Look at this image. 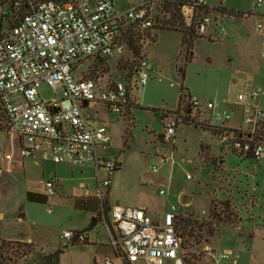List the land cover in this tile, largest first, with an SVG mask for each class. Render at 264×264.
<instances>
[{
    "label": "built area",
    "instance_id": "2783aa9c",
    "mask_svg": "<svg viewBox=\"0 0 264 264\" xmlns=\"http://www.w3.org/2000/svg\"><path fill=\"white\" fill-rule=\"evenodd\" d=\"M121 1L0 0V108L5 122L0 133L6 134L0 191L5 176L21 173L26 159L88 165L97 172L104 169L107 178H98L97 182L99 217L112 231L110 245L121 264H238L239 257L229 250H216L210 245L196 252L185 248L180 233L185 216L175 205L162 214H151L138 207H107L103 201L118 165L100 155V148L112 145L111 137L106 127L91 124L84 109L102 104L129 122L138 104L132 95L133 80L97 79L79 71V67L92 58L131 61L136 63L135 87H145L156 68L144 47L156 38L158 29L169 27L168 7L175 4L183 31L207 40L212 39L215 27L220 36L227 33L224 15L205 0H129L126 9L120 11L117 6ZM256 31L264 35V17ZM43 85L55 94L61 90L63 98L43 100ZM262 94L261 89H252L238 96V101L245 104L242 127L229 128L231 113L182 87L177 109L164 113L168 123L160 136L163 152L159 155L164 162L174 163L172 148L178 130L188 127L211 134L222 151L251 160L257 167L264 159V108L258 104ZM158 172L159 168L153 167V173ZM187 179L192 177L188 175ZM55 183V178L45 183L48 196L56 194ZM255 190L248 189L243 195L248 208L255 206ZM159 194L164 197L167 191L160 190ZM61 239L84 245L89 233L66 230ZM105 264L114 262L107 258Z\"/></svg>",
    "mask_w": 264,
    "mask_h": 264
},
{
    "label": "rangeland",
    "instance_id": "374dc122",
    "mask_svg": "<svg viewBox=\"0 0 264 264\" xmlns=\"http://www.w3.org/2000/svg\"><path fill=\"white\" fill-rule=\"evenodd\" d=\"M205 1L213 7L226 5L236 13L262 14L256 21L247 18L250 19L247 29L252 42H212L193 35L190 45L182 47L181 34L174 30L158 32L156 38L144 47L145 55L156 68V74L151 75L145 87H135L136 64L131 61L92 58L79 67V71L89 72L97 79L134 82L132 95L138 107L132 110V121L110 113L102 104H90L88 109L91 124L106 127L111 137L112 145L101 150V154L121 164L112 174L108 203L126 207L142 204L148 210L158 212H165L175 205L185 216L180 233L183 246L191 252L210 245L216 250L233 252L239 257V264H264V163L255 167L253 161L246 162L229 150L222 151L211 134L186 127L178 130L176 145L172 148L174 163L164 162L159 155L162 151L160 136L168 123L164 113L177 109L182 87L202 101L220 104L232 114L230 107H224L218 100H236L243 83L250 84L248 91L260 85V79L248 78L257 77L264 69L261 56L264 45L256 31L258 21L264 17V0L260 5L259 0ZM191 50L193 58L187 59ZM235 68L241 70L238 84H234L235 79L231 78ZM41 98L60 100L63 93L58 90L55 94L52 88L43 85ZM2 117L0 110V127L3 128ZM5 143L6 134L0 133V152ZM166 150L169 154V148ZM219 159L225 161L220 174L229 178L216 176L220 169ZM24 165L25 176L24 173L18 174L15 180L2 185L0 238L23 237L32 240L33 245L0 240V260L4 264H105L109 258L115 264H121L112 251L101 255L96 263L94 256L98 250L95 245H78L63 252L60 236L75 227L70 214L84 216L83 213L88 212L80 207L72 210L64 194L71 193L78 185V182L70 181L72 177L89 178L95 175L94 170L60 166L57 176L63 180L64 194L52 196L44 202H31L25 193L24 178L37 187L45 177L43 169L33 159H26ZM153 167H158L159 172L153 173ZM188 175L192 179H187ZM86 181L92 188V181ZM253 187L258 188L259 205L248 208V200L243 195ZM160 190L167 191V195L160 196ZM186 190L192 193L193 205L183 209L178 198ZM230 203H236L238 210ZM48 208L53 212L49 213ZM222 208L225 209L221 211ZM20 214L25 215L24 223L19 222ZM239 215L241 221L237 225L219 226L221 222L235 224V217ZM93 230V235L100 234V239L111 241L106 225L99 222ZM29 249L31 253L25 257L24 253Z\"/></svg>",
    "mask_w": 264,
    "mask_h": 264
},
{
    "label": "crops",
    "instance_id": "0c3cea01",
    "mask_svg": "<svg viewBox=\"0 0 264 264\" xmlns=\"http://www.w3.org/2000/svg\"><path fill=\"white\" fill-rule=\"evenodd\" d=\"M120 3H124V4L120 6ZM120 3L118 4L117 8H118V10L123 11L124 9H126L128 4H130V1L124 0V1H121ZM222 3H223V1H221V4ZM210 7L218 9L219 12L222 13V15H224L223 16V23L226 26L227 33L225 36H220L218 34V27H215L213 30H211L212 39L209 41L215 42L217 40H223V41H227L229 44H231L233 42H239L240 40H244L243 42H245L247 44H250L252 42V41H250L251 36H250V33L247 29L248 20H250V19H247V18H251V19L256 21V19H259V17L263 16L262 14L250 13L249 15H247V14L243 13L244 14L243 17H238V16H235V14H231L230 11H232V10H230V8L226 5L225 6L224 5L219 6L218 4H216V7H213V6H210ZM259 36L262 39V44L264 45V35H259ZM263 52H264V50H263ZM263 52L261 54L262 58H264ZM262 72L257 74V77H254V78L250 77L248 79H260V85L258 88H255V89H261L263 92L258 104L260 105V107L264 108V69H262ZM240 74H241V70H239L238 68L237 69L235 68L233 70V75L231 78L235 79L233 81L234 84L239 83ZM249 87H250L249 83H245V84L243 83V85H242V89H245V90H247ZM242 89H241V91H242ZM241 91L238 94V96L242 93L248 92V90L246 92H241ZM219 101L224 107H227V108L230 107V111L232 112V115H233L232 120L227 123V127H229V128H241L242 127L241 118H242V115L244 113L245 104L239 102L238 99L234 100L233 102H230V101L225 100V99L218 100V102ZM208 102H210V101H208ZM88 109H89V106L85 107V109H84L87 114H89ZM239 115H241V116L239 117ZM89 116H90V114H89ZM186 128H188V127H186ZM103 149L104 148H100L99 153L101 156L105 157V155L101 154V150H103ZM3 152H4V149H3V151L0 152V162H1V157L3 155ZM161 153H162V151L160 152V154ZM249 161H251V160H246V162H249ZM33 162L34 163L36 162V164L39 165L43 169L42 174L44 175L45 180L40 181L39 185L36 187L35 185L32 184L31 181L24 178L25 179L24 185L26 188V190H25L26 196H28V194H33L35 196L40 197L43 201H47L52 196L47 195L45 183L48 180H50L51 178L56 179V183H55L56 194L55 195L64 194V191H66V188L63 187L64 186L63 180L57 176V172L60 170V168H59L60 166H68V165H55L49 161H40V160H36V159H33ZM261 162L264 163V159L262 161H260V163ZM224 163H225V161L223 159H219L218 164L220 166V169L216 173V176L220 175V178H229V177H225L226 175L222 176L219 172V171L223 170ZM117 165H118V168L121 166V164H118V163H117ZM69 167H71V168L72 167H84L85 169L90 168V169L94 170V172H95V175H93L89 178H86L83 176L79 177V178L72 177L70 179V181L78 182V185L76 188H74V190L71 193L64 194V195L66 196L67 200L70 201L72 210H76L78 207H80L82 209H87L88 212L83 213L84 216H80V215L76 216V215L70 214L72 221L74 222V225H75V227L71 230L87 231L89 233L88 243H86L82 246H86V245H95L96 246L95 247L96 251L97 250L98 251L96 252V254L94 256V261L96 263H98L101 255L107 254L110 251H112V253H114L113 249L110 245L111 241L106 242L104 239H100V234L93 235L94 230L91 231V229L98 227L99 222H101V224L103 226H105V224L101 221V219L99 217V213H98V211H99L98 207L101 205V203H100L99 199L97 198V182H98V178L100 180L106 179L107 173L105 172L104 169H100L97 172L95 168L88 166V165L69 166ZM257 167H258V165H257ZM48 170H51V172L49 173ZM24 172H25V165H24V170L18 174H22ZM18 174L6 175L2 185H4L8 181L15 180V178ZM24 176H25V173H24ZM214 176H215V174H214ZM86 180L92 181V185H91L92 188H90V184L87 183ZM111 184H112V179H111ZM111 184H110V187L108 189H106V190H108V192L104 191V200L103 201L107 207L110 206L108 203V197L107 196L109 193V189L111 188ZM2 187H1V191H2ZM257 189L258 188L256 187V190L253 193V195L255 197V202H254L255 207H257L259 205V199H258V195L256 193ZM178 199H179V204L181 205V207H183V209L192 207V205H193L192 193L189 192L188 190L182 191L179 194ZM242 200H243V198H242ZM230 205L232 208H235V209L237 208L236 210H238L236 203H234V204L230 203ZM138 208H144L147 211H149L151 214H162V213H164V212H158L155 209L148 210L147 207L145 205H142V204ZM239 208H241V207H239ZM168 209H169V207H168ZM166 211H168V210H166ZM85 216L87 217V220H86ZM80 218H82L81 222L78 221V219H80ZM24 219H25V215L20 214L19 222L24 223L25 222ZM235 220H236L235 224H228V223H222L221 222V223H219V226L220 225H227V226L237 225L238 222L241 221L240 215L238 217H235ZM93 221H94V223H92ZM81 223H84V224L80 225ZM76 226H78V227H76ZM107 229L109 230L111 237H112V231H110V229L108 227H107ZM0 240H5V241H9V242H17V243H29V244L33 245L32 240H30V239L27 240V238L24 239L23 237H11L8 239L0 238ZM60 240H61L62 244L64 245L63 252H65L66 249H68L70 247L78 246V245L68 244L67 242H65L61 239V236H60ZM239 263L240 262L238 261V264Z\"/></svg>",
    "mask_w": 264,
    "mask_h": 264
},
{
    "label": "trees",
    "instance_id": "16d2710c",
    "mask_svg": "<svg viewBox=\"0 0 264 264\" xmlns=\"http://www.w3.org/2000/svg\"><path fill=\"white\" fill-rule=\"evenodd\" d=\"M180 2H182V0ZM179 4H182V3H179ZM168 12L171 13V19L168 21L169 27L162 28V29H158L159 32H161V31L174 30L175 32L181 34V37H182V47L183 46L184 47L189 46L190 43L193 41L194 37H193V35L191 33H188L187 31H183L182 30V24H181V20L179 18V15H178V7H177V4L169 6L168 7ZM230 13L231 14H235V16H238V17H243V15H244L243 13H239V12L236 13L234 11H230ZM192 50L190 51V53L188 51L187 59H192L193 58V52H192ZM0 110L2 111L1 108H0ZM2 114H3V112H2ZM2 119H3V117H2ZM27 197H28V200L31 201V202H44L40 197L35 196L33 194H28ZM98 213H99V211H98ZM92 223H94V221ZM30 253H31V249H29L28 251H26L24 253L25 257L29 256ZM0 264H4L3 261L0 260Z\"/></svg>",
    "mask_w": 264,
    "mask_h": 264
}]
</instances>
